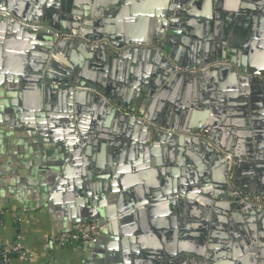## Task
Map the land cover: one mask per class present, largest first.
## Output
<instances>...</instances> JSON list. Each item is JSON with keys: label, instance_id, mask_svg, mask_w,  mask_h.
I'll return each mask as SVG.
<instances>
[{"label": "water", "instance_id": "1", "mask_svg": "<svg viewBox=\"0 0 264 264\" xmlns=\"http://www.w3.org/2000/svg\"><path fill=\"white\" fill-rule=\"evenodd\" d=\"M87 1L91 3L92 0ZM227 2L229 1L164 0L163 3V0H112L110 6L103 11L93 12L91 9L86 11L82 0H0V9L17 19L0 18V38L12 33L17 39L23 37L29 39L32 44L29 47L33 49L32 56L37 63L35 67L31 66L34 74L23 79L25 83L33 86L25 84L21 88L22 91L37 90L39 87L43 90L63 89L62 94L68 104V107L61 109L43 105L27 110L23 106L20 94L14 103L16 113L9 120L7 116L4 119L0 118V126L11 128L19 126L34 132L41 130L45 125L54 126L50 120L48 122L42 120L50 116L48 114L64 113L67 118L76 120L83 112L95 114L93 111L99 107L100 112L112 114L116 119L121 117L127 120L125 124H129V131H133L131 136L124 134L123 128H119L117 133L113 131L117 137L115 141L109 142L108 147L103 148L107 145L106 142L102 144L103 146L100 144V149L106 150V154L108 152L120 158L118 162H109L106 165L104 164L107 162L103 161L98 165L86 163L84 166L79 160L84 154L83 150H79L83 143H86L85 134L99 133L107 128L105 124L92 123L94 130L91 128V131L78 128L81 141L76 135L67 139L69 140L67 143H71L64 148L68 159L63 168L60 165V170L62 169L60 174L46 190L48 195L57 198L54 203L62 206L73 221L69 229L76 224L98 223L102 230L95 239L115 240L119 236L127 235L125 230L127 221L137 223L139 226L136 215L141 207L158 200H161L159 202L174 200L170 204L177 203L181 211L183 206L189 207L196 215V219L200 218L198 222L201 226L198 228L206 234L201 233L198 238L208 241L210 250L205 257L209 263L218 264L221 258L226 257L233 264L242 258L245 259L237 264H264V236L258 241L254 234L259 229L264 231V210L252 204L237 203L232 190L225 183L228 182L227 174L234 162L239 164L238 168L234 169L236 185L244 192L264 196V123L255 135L258 143L254 149L252 141L249 140L252 137L250 132L246 136V141L236 140L231 136V133L237 131L226 127L228 124L221 123L220 107L216 108L218 111H212L208 118H201V122H198L201 114L194 112L185 135L178 133L181 132L180 128L178 131L174 130L172 119L163 122L156 118V107L161 101L160 96H156L165 79L169 86L176 83L180 85L186 79L197 87V93L205 87L207 93H198L196 97L191 98L194 103L190 105V109L195 110L197 103L201 105L203 102L201 99L208 105L210 100L215 99V94L219 93H228L227 100L238 102L237 93H232L240 90L238 92L240 102L246 105L251 101L257 108L264 106L262 1H257L260 2V8L253 7L249 13L244 12V9L237 10V6L228 7ZM230 3L237 4L234 0ZM124 6L128 8L127 13L119 12V8ZM117 12L124 22H127V17L137 20L132 24L135 23L139 28L127 29V23L126 28L114 26L111 19ZM252 17L254 19L249 21ZM232 24H240L243 27L249 25V28L248 31L247 28L235 29L232 41H229L227 37L233 31ZM56 33L78 36L84 41H56ZM252 36L259 42L254 40L249 51L247 48L249 58L232 51V47L236 49L245 47ZM171 47L178 48L177 52L172 51ZM255 47L263 51L261 57H256ZM72 51L78 52L79 55V63L75 64L77 68L65 64L63 69L59 66L61 55H67ZM139 56L146 61L151 60L155 70L158 74L161 72L159 75L163 76L159 77L155 73L154 78L145 81L144 93L141 95L143 103L135 107L129 103L133 96L130 97L131 92H128L127 100L120 101L117 94L110 93L111 85L107 82H115L118 87L127 86L125 69L128 70V62L131 66L137 65ZM102 62L105 63L103 67L96 65ZM127 72L130 80L132 71L129 69ZM147 81H151L152 91H149ZM84 104L89 109L83 107ZM122 113L130 116L124 117ZM171 116H174L172 112ZM207 120L210 121L208 124H202V121ZM259 120L264 121L263 118ZM26 124H32V127H27ZM246 130L249 131V127ZM72 132L77 134L75 130ZM104 138L109 140L108 137ZM151 141H154L153 144L156 146L165 144L169 149H178L183 156L190 153L194 160L192 168H184L182 173L184 178L173 191L161 184L158 190L149 188L148 192L138 193V197L133 193L134 199L123 198L119 195L120 188L115 186V182L119 183L122 176L132 170L131 165L139 169L144 162L141 159L135 160V155L127 159L124 154L127 150L136 152L144 149L143 143ZM235 145L236 150L233 149ZM67 165L84 167L83 179L76 180L73 185L69 183L70 168ZM162 165L165 166L166 162ZM101 168L109 169L104 175L98 172L97 176L92 175L91 172L95 169L99 171ZM217 172L223 174L225 182L215 181ZM102 178L107 179L109 184L107 188L103 183L95 182ZM153 196L158 199L153 200ZM117 199L120 200L116 201ZM241 211L249 213L245 215L246 219H241L244 228L239 229L244 233V240H241L243 249L223 253L218 247V242L230 241L231 236H238L237 224L240 223L238 215ZM225 227L229 228L227 233L224 231ZM208 230L210 234L207 233ZM193 255L204 259L200 253ZM180 256L178 253L177 259ZM163 259L166 261V257ZM195 261L191 259L189 264H195ZM131 262L127 264H144L136 257H132Z\"/></svg>", "mask_w": 264, "mask_h": 264}, {"label": "crops", "instance_id": "2", "mask_svg": "<svg viewBox=\"0 0 264 264\" xmlns=\"http://www.w3.org/2000/svg\"><path fill=\"white\" fill-rule=\"evenodd\" d=\"M111 1L92 0L91 3H87L89 1L82 0V4L83 7L91 9L93 12H99L109 7ZM228 1V7L237 6V10L244 9V12L248 13L251 12V8H260L261 6L260 2H257L258 0H234L237 4L230 3L233 0ZM261 1V7L263 8L264 0ZM223 3L226 5L225 2ZM126 7H121L118 11L127 13L128 8ZM119 12L111 19L114 26L126 28L127 23V29L128 27L139 28L135 23L132 24L137 20L127 17V22H124L119 17ZM253 19L252 17L249 21ZM232 25L233 31L227 37L229 41H232L235 29L242 30V28H247L248 31L249 28V25L244 27L240 24ZM40 39L43 40L42 37ZM254 40L252 36L245 47L236 49L240 56L246 55L249 58V47L254 43ZM255 41L259 42L258 40ZM30 43L29 39L24 37L17 39L12 33H7L4 38H0V118L2 119L6 116L8 120L10 117L12 119L13 114L16 113L14 103L20 94L22 95L23 106L27 110L40 108L43 105L60 109L68 107L67 100L61 91L63 89L43 90L39 87L37 90L27 89L22 91L21 88L25 84L33 86L28 82L25 83L23 79H25V76L33 75L31 66L35 67L37 65L32 56L33 49L29 47V45H32ZM171 49L177 52L178 48L171 47ZM255 50L257 52L256 57H261L263 51L258 47H255ZM138 62L137 65L132 66L129 62L127 64L128 70L131 69L132 71V76L129 80L128 70L127 68L125 69L127 86L118 87L115 82H107L108 85H111L109 87V90L111 89L110 93L117 94L120 101L127 100L129 98L128 92H131L130 97L133 96L129 103L134 104L135 107L143 103L141 102V95L144 93L143 86L145 81L154 78L156 74L159 77L163 76L159 75L161 72L158 74L151 60L146 61L139 56ZM59 63V66H62L63 69L65 64L77 68L75 64L79 63L78 52L72 51L67 55H61ZM96 65L103 67L105 63H96ZM66 68L70 69L69 67ZM159 80L162 81L163 79ZM166 80L158 89L159 93L156 96L161 98L158 107H156V118H159L158 120L164 122L172 119L174 130L178 131L180 128L181 132L178 133L185 135L186 128L190 124L191 119H193L192 114L194 112L201 114L198 117V122H201V118H208L209 114L211 116L212 111H218L216 108L220 107L222 109L220 110L221 123L228 124L226 127L237 131L236 133H231V136H234L236 140L246 141V136L250 132L252 137L249 140L252 141L251 145L255 149V145L258 143L255 135L260 130L261 124L264 123V121L259 120L260 118L264 119V106L257 108L251 101L246 103V105L243 104L240 102V96H238L240 90L232 93H237L238 102L227 100L228 93H219L215 94V99L210 100L208 105H205V101L201 99L203 101L201 105L197 103L195 110L190 109V105L194 103L191 98L193 96L196 97L198 93H207L205 87L197 93V87L193 83L190 84L186 79L180 85L176 83L171 86L168 85L169 83ZM148 87L149 91H152L151 81L148 83ZM129 89L131 90L128 91ZM244 90L248 91L249 89ZM83 107L89 109L86 104ZM93 112L95 114L83 112L82 116L76 120L67 118L64 113L54 112V114H48L50 116L42 120L44 122L50 120L51 123H54V126L45 125L41 130L34 132L28 130L29 128L19 126L14 128L0 126V244L10 245L18 238L28 257L27 261L22 260L20 257H14L12 264H127L131 262L132 257H136L144 264H189L191 259L196 260L195 264H201V261L202 264H211L205 257L210 250L208 241L204 239L202 241V239L198 238L201 233L206 234L204 231L199 230L201 223L198 221L200 218L196 219V215L192 213L193 211L189 207L183 206L181 211L177 203L175 205L170 204L174 200L166 201L169 204L158 200L141 207L136 215V220H139V226L137 223L127 221L125 229L127 235L124 237L119 236L111 241L107 238H102L99 241L94 239L88 243L82 242L67 246L53 244L54 239L69 229V225L73 223L64 208L54 203L57 198L52 197L51 194L48 195L46 190L60 174L62 170H60V165L63 168L68 159L64 148L71 143H67L69 141L67 139L76 135L79 137L78 140L81 141L77 129L81 128L85 131H91V128H93L94 130V127L91 126L92 123H103L107 126L106 129L101 130L99 133L95 132L94 135L85 134L87 136L86 143L84 142L85 144L83 143L79 150L84 152L83 157L79 160L85 166L86 163L88 165L92 163L98 165L105 161L107 163L104 165H106L109 162L116 163L120 160L119 157H114L108 152L106 154V150L100 149V144L104 145L106 142L107 145H102L105 148L108 147L109 142L116 140V133L119 128H123L124 134L133 136V131H129L130 126L125 124L127 120L125 121L124 118L121 119L119 117V119H116L112 114L108 115L105 112H100L99 107ZM171 112L174 116H171ZM122 115L127 118L130 116L125 113H122ZM1 122L5 123L4 120H1ZM202 122L205 125L210 121ZM25 126L32 127V124H26ZM248 127L249 131L246 130ZM16 128L19 129L16 130ZM73 130L77 134H73ZM69 132L72 134H69ZM104 137H108L107 139L109 140ZM153 143L154 141L143 143L144 149L136 152L132 150L125 152V158L128 159L130 156L135 155V160L141 159L144 162L139 166V169L133 168L131 165L132 170L124 174L119 183L115 182V186L118 189L120 188L119 195L123 198L134 199L133 193L137 194L136 197H138V193L148 192L149 188L158 190L161 184L165 185L168 190L173 191L184 178L182 175L184 168H192L194 160L190 153L183 156L178 149H169L165 144L156 146ZM237 145L233 148L234 150L237 149ZM120 155L121 153L119 152ZM164 162H166L165 166L162 165ZM123 164L125 163L123 162ZM234 166L237 169L239 164L234 163ZM69 168V183L72 184L78 179H83L82 168L84 167L73 165L69 166ZM108 169L101 168L99 171L95 169L91 173L93 176H97V172L104 175V172ZM198 175L201 176L199 173ZM95 182L103 183L106 188L109 185L106 178L98 179ZM250 193L255 194L253 192ZM153 198V200L158 199L154 196ZM118 200L120 199L116 201ZM245 215L247 214L241 213L238 221H241L242 218L246 219ZM232 219L234 220V218ZM243 228V223H238L239 237L237 236V239L231 236L230 241L218 242V247L223 253H233L243 249L241 240H244V233L241 230L239 231V229ZM228 230L229 228H224L226 233ZM207 233L210 234V231L208 230ZM254 234L257 240L260 241V238L264 236V231L259 229ZM133 252L140 254H133ZM178 253L181 256L177 259ZM194 253L202 254L204 259L194 256ZM164 257H166V261L163 259ZM227 259L226 257L221 258L218 264H233ZM243 259L245 258L237 260L236 264Z\"/></svg>", "mask_w": 264, "mask_h": 264}, {"label": "built area", "instance_id": "3", "mask_svg": "<svg viewBox=\"0 0 264 264\" xmlns=\"http://www.w3.org/2000/svg\"><path fill=\"white\" fill-rule=\"evenodd\" d=\"M10 17L13 20H17L7 11L0 9V18ZM45 29V28H44ZM56 41H69V40H81L80 37H73L71 35L56 33ZM209 67V66H207ZM234 166V163H233ZM231 167L227 174V180L229 182L230 189L232 190L233 198L237 203L252 204L256 208L264 210V198L258 194H247L244 193L235 183V173L234 167ZM102 227L98 223H81L74 225L71 229L66 232L61 233L53 241L54 245L67 246L74 243H88L96 238ZM14 257H20L22 260L27 261L28 257L21 246L19 239L16 238L15 241L10 245L0 244V264H12Z\"/></svg>", "mask_w": 264, "mask_h": 264}, {"label": "bare ground", "instance_id": "4", "mask_svg": "<svg viewBox=\"0 0 264 264\" xmlns=\"http://www.w3.org/2000/svg\"><path fill=\"white\" fill-rule=\"evenodd\" d=\"M163 3H164V0H163ZM86 11H89V9L87 8V10ZM97 14V13H96ZM29 27V26H28ZM71 36H73V37H76V36H74V35H71ZM78 37V36H77ZM81 38V37H80ZM101 41H103V40H101ZM232 48H234V47H232ZM237 54V53H236ZM240 54V53H239ZM239 54H237V55H239ZM216 175H215V181L217 182V183H223V182H225V180H224V176H223V174L221 173H219V172H217V173H215ZM225 183H227V186H228V188H230V186H229V182H225ZM243 204H246V203H243ZM241 213H248V212H244V211H241L240 212V215H241ZM249 214V213H248ZM238 217H239V215H238ZM240 223H241V221H239Z\"/></svg>", "mask_w": 264, "mask_h": 264}, {"label": "flooded vegetation", "instance_id": "5", "mask_svg": "<svg viewBox=\"0 0 264 264\" xmlns=\"http://www.w3.org/2000/svg\"><path fill=\"white\" fill-rule=\"evenodd\" d=\"M232 51H237L236 50V48H232ZM235 53H237V54H239V52L237 51V52H235ZM234 163V162H233ZM234 167V169H236V167L235 166H233ZM247 193V192H246ZM247 194H252V193H247ZM259 195V194H258ZM262 198H264V196H262ZM235 239H237V237H235Z\"/></svg>", "mask_w": 264, "mask_h": 264}, {"label": "trees", "instance_id": "6", "mask_svg": "<svg viewBox=\"0 0 264 264\" xmlns=\"http://www.w3.org/2000/svg\"><path fill=\"white\" fill-rule=\"evenodd\" d=\"M79 243H82V242H79ZM74 244H76V243H74Z\"/></svg>", "mask_w": 264, "mask_h": 264}, {"label": "rangeland", "instance_id": "7", "mask_svg": "<svg viewBox=\"0 0 264 264\" xmlns=\"http://www.w3.org/2000/svg\"><path fill=\"white\" fill-rule=\"evenodd\" d=\"M201 70H203V69H201Z\"/></svg>", "mask_w": 264, "mask_h": 264}]
</instances>
